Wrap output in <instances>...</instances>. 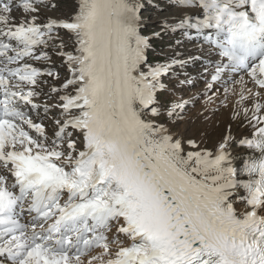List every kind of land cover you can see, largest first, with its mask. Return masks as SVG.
Listing matches in <instances>:
<instances>
[{"label":"snow or ice","instance_id":"6c2138e0","mask_svg":"<svg viewBox=\"0 0 264 264\" xmlns=\"http://www.w3.org/2000/svg\"><path fill=\"white\" fill-rule=\"evenodd\" d=\"M0 264H264V0H0Z\"/></svg>","mask_w":264,"mask_h":264},{"label":"bare ground","instance_id":"6f19581e","mask_svg":"<svg viewBox=\"0 0 264 264\" xmlns=\"http://www.w3.org/2000/svg\"><path fill=\"white\" fill-rule=\"evenodd\" d=\"M51 14L55 15L56 13H51ZM193 74H195V73L193 72ZM240 75H243V73H241ZM236 79H239V76H236ZM199 84H201V85H200V87L197 86L198 89H202L203 86H204V83L200 82ZM217 87H220V86L217 85ZM248 87H251V84H249ZM220 90H221V92L223 91L222 88ZM210 95H211V93H210ZM233 99H235V97H233ZM216 119L218 120V123L216 125V131L213 132V131L210 130L209 137H208L209 139H208L207 144H206L207 147L209 148V150H212V144L217 139L220 131L225 130V129H227L229 127L230 112L222 110L220 113H218ZM232 127L234 129V135H238L242 131V129L238 125H236L235 123L232 124ZM237 207H242V205H237ZM98 250L93 251L92 254L95 255ZM84 259L86 261L87 257H84Z\"/></svg>","mask_w":264,"mask_h":264},{"label":"rangeland","instance_id":"374dc122","mask_svg":"<svg viewBox=\"0 0 264 264\" xmlns=\"http://www.w3.org/2000/svg\"><path fill=\"white\" fill-rule=\"evenodd\" d=\"M193 76H195V74H193ZM200 82H201V83H204L203 80H200V81L197 80L196 83H195V86L189 88L188 91L194 93V92L198 89V87H200V85H201V84H199ZM197 86H198V87H197ZM221 93H222V92H221ZM209 95H210V93H209ZM202 99H203V97H201V100H202ZM208 137H209V136H208ZM208 139H209V138H208ZM208 139L206 140V144H207ZM206 146H207V145H206ZM99 251H100V250H98L97 252H99ZM95 253H96V252H95Z\"/></svg>","mask_w":264,"mask_h":264}]
</instances>
